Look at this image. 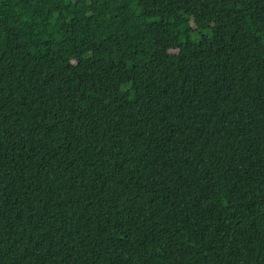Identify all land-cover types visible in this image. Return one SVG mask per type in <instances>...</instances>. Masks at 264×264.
<instances>
[{"label":"trees","instance_id":"obj_1","mask_svg":"<svg viewBox=\"0 0 264 264\" xmlns=\"http://www.w3.org/2000/svg\"><path fill=\"white\" fill-rule=\"evenodd\" d=\"M0 264H264V0H0Z\"/></svg>","mask_w":264,"mask_h":264},{"label":"rangeland","instance_id":"obj_2","mask_svg":"<svg viewBox=\"0 0 264 264\" xmlns=\"http://www.w3.org/2000/svg\"><path fill=\"white\" fill-rule=\"evenodd\" d=\"M190 55H191L192 58H195V57L198 56L197 53L194 50H192V49L190 51Z\"/></svg>","mask_w":264,"mask_h":264}]
</instances>
